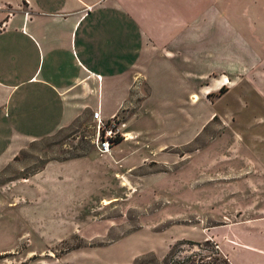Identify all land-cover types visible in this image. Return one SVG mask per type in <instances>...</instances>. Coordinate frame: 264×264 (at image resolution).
<instances>
[{
  "label": "crops",
  "instance_id": "1",
  "mask_svg": "<svg viewBox=\"0 0 264 264\" xmlns=\"http://www.w3.org/2000/svg\"><path fill=\"white\" fill-rule=\"evenodd\" d=\"M257 12L264 13V0H0V172L28 143L72 127L84 116L92 119L96 111L108 121L129 108L136 93L147 94L142 101L146 111L154 106L167 113L161 118L140 112L126 124L173 123L178 118L173 112L182 111L187 132L183 143L188 144L214 116L212 111L198 118L202 101L197 96L224 90L233 81L232 72H242L244 64L259 71L252 93L254 103L264 105V60L240 32L241 15ZM248 24L255 30V20ZM238 92L225 91L224 116L232 112L231 99ZM122 143L111 150L114 174L147 164L161 148L124 152L118 149ZM237 155L253 158L256 166L224 171L240 175L228 182L236 195L224 196V205L236 200L243 208L245 185L250 184L253 205L263 213L252 219L240 212L234 219L224 215V244L219 248L230 264H264V149L254 150L251 157L243 151ZM96 158L46 163L28 178L29 197L66 207L58 202L66 189H83L85 179L93 183L89 176L96 175Z\"/></svg>",
  "mask_w": 264,
  "mask_h": 264
},
{
  "label": "rangeland",
  "instance_id": "2",
  "mask_svg": "<svg viewBox=\"0 0 264 264\" xmlns=\"http://www.w3.org/2000/svg\"><path fill=\"white\" fill-rule=\"evenodd\" d=\"M241 17L244 30L240 32L264 60V13ZM250 19L256 21L255 30L249 27ZM260 64L263 71L264 62ZM244 65L242 72H232L233 81L229 80L224 90L197 96L206 104L198 103V118L212 111L214 116L203 128L198 127L197 136L188 144L183 143L187 132L182 111L173 112L178 116L173 123L160 121L162 126L151 122L146 126L131 125L133 121L126 124L131 115L146 111L142 101L147 94H133L130 107L118 112L124 119L122 132L127 133L126 141L132 146L128 148L122 138L118 149L129 152L161 148L152 153L147 164L132 172L118 167L117 171L126 172L114 174L112 151L100 154L93 144L95 124L89 116L51 137L28 143L0 172V264H132L149 253L162 259L170 246L183 240H209L220 251L224 218L234 219L240 212L242 218L252 219L263 213L253 205L254 188L250 184L245 185L248 199L243 208L235 205L236 198L228 201L232 206L224 205V196L236 195L228 182L240 177L224 171L256 166V160L238 157V151L251 157L254 150L264 149V105L254 103L252 93L260 81L259 71ZM228 88L240 92L232 96V112L224 116V93ZM146 112L161 118L167 113L154 106ZM224 119L230 122L226 124ZM76 154L98 157V166L93 170L96 175L89 176L93 183L85 179L83 189H66L58 201L67 203L66 207L55 202L51 206L52 200L47 198L29 197L28 178L46 163L66 161ZM105 201L110 204L105 205Z\"/></svg>",
  "mask_w": 264,
  "mask_h": 264
},
{
  "label": "trees",
  "instance_id": "3",
  "mask_svg": "<svg viewBox=\"0 0 264 264\" xmlns=\"http://www.w3.org/2000/svg\"><path fill=\"white\" fill-rule=\"evenodd\" d=\"M121 141L119 138L113 140L111 146ZM83 156L85 154H76L66 161ZM214 247L215 245L209 240L203 242L178 241L169 247L162 259L157 258L153 253H149L135 259L132 264H230L228 259Z\"/></svg>",
  "mask_w": 264,
  "mask_h": 264
},
{
  "label": "built area",
  "instance_id": "4",
  "mask_svg": "<svg viewBox=\"0 0 264 264\" xmlns=\"http://www.w3.org/2000/svg\"><path fill=\"white\" fill-rule=\"evenodd\" d=\"M92 121L95 124V137L93 144L100 154H109L111 142L116 139L123 138L126 141L127 133H123V120L119 118V114L114 115L110 120L103 121L100 112L92 113ZM121 137V138H120Z\"/></svg>",
  "mask_w": 264,
  "mask_h": 264
},
{
  "label": "bare ground",
  "instance_id": "5",
  "mask_svg": "<svg viewBox=\"0 0 264 264\" xmlns=\"http://www.w3.org/2000/svg\"><path fill=\"white\" fill-rule=\"evenodd\" d=\"M104 204H105V205H106V204H110V202H108V201H105V203H104Z\"/></svg>",
  "mask_w": 264,
  "mask_h": 264
}]
</instances>
